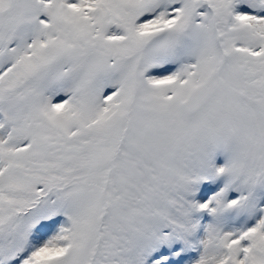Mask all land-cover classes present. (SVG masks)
I'll return each mask as SVG.
<instances>
[{"label":"snow or ice","instance_id":"6c2138e0","mask_svg":"<svg viewBox=\"0 0 264 264\" xmlns=\"http://www.w3.org/2000/svg\"><path fill=\"white\" fill-rule=\"evenodd\" d=\"M0 264H264V0H0Z\"/></svg>","mask_w":264,"mask_h":264}]
</instances>
